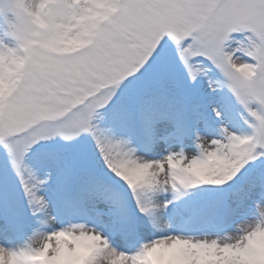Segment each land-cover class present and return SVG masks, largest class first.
Masks as SVG:
<instances>
[{"label": "snow or ice", "instance_id": "obj_1", "mask_svg": "<svg viewBox=\"0 0 264 264\" xmlns=\"http://www.w3.org/2000/svg\"><path fill=\"white\" fill-rule=\"evenodd\" d=\"M0 264H264V0H0Z\"/></svg>", "mask_w": 264, "mask_h": 264}]
</instances>
